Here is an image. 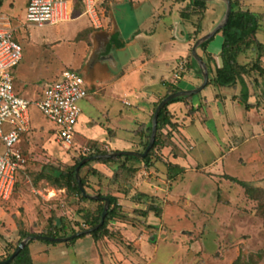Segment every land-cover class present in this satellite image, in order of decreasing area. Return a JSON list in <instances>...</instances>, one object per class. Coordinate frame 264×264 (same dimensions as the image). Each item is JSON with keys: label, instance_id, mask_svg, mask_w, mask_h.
Listing matches in <instances>:
<instances>
[{"label": "rangeland", "instance_id": "rangeland-1", "mask_svg": "<svg viewBox=\"0 0 264 264\" xmlns=\"http://www.w3.org/2000/svg\"><path fill=\"white\" fill-rule=\"evenodd\" d=\"M27 1L3 0L0 6V16L4 17L6 23L12 29L13 38H15V41L21 48V58L14 69L13 88L15 92L25 87L29 92V96L26 95V97L32 99L33 91L54 80L58 76L57 73L60 69L68 67L78 70L85 79V86H87L88 90L87 96L78 101L81 111L78 119L80 118L81 121L85 118L88 121H97V119L105 121L107 116L104 114V111H109L108 117L111 120L114 119L119 124L130 125L129 128H132L128 134L122 133V130H119V134L122 137L129 139L127 141L119 138V136L117 137L118 140L114 139L110 135L112 131H108L107 135L110 146L112 148L122 146L124 141H126L127 144L130 142L131 147L135 149L136 122L132 121L129 117L118 120L117 116L119 111L126 113L136 112V97L134 93L128 96L130 105H124L111 96L112 93L119 95L121 93L119 90L121 89H116L119 91L117 92L112 87L100 89L96 87L100 82L108 80L111 71H113L109 62L92 60L95 57L97 44L93 45L91 40L93 39V33L97 30H102L105 25V22L102 20V12L105 16H108L109 0H97L92 15L87 12L85 13V6L81 0H71L74 10L71 14V19L78 17L81 13H84L86 17L84 16L74 21H69L68 19L67 22L61 21L58 24L42 27H38L25 20L24 15ZM100 3L101 6L99 5ZM86 18L89 20L88 25L74 36L75 25H78ZM263 25L264 22L261 25V30ZM261 30L258 31L259 35L257 37L264 43V35ZM195 37L196 35L189 38L190 48ZM221 43L222 40L217 33L208 41L207 45L209 44L211 49L213 46L220 49ZM248 49L250 50L251 48ZM160 56H165L169 59V67L178 63V55L176 54L164 53L160 54ZM261 58L259 64L264 68V60ZM254 59L255 55L252 54L248 62L251 63ZM208 63L210 62L208 61ZM195 65H197L196 62ZM210 68L212 70V65H210ZM244 78L249 90L248 101L253 103L250 109L246 110L243 104L239 103L240 85L237 84L235 88H229L230 92H222L225 100L220 99L222 104H219V106L212 102L209 103L207 108L204 104L200 105V109L197 110L198 114L192 124H189L191 122L188 118H183L184 116L191 117L188 113L190 112L189 108L176 111L171 110L168 106L171 119L173 121L182 119L183 121L180 123L176 122L174 127L165 126L160 131L162 142L158 145L162 148L164 146L171 147V150L173 151L174 149L179 157L185 161L183 163H186L184 166L186 171L180 174L175 172L176 168H173L176 175H182V178L177 181V186L175 185V190H181L182 188V190L188 189L194 192L198 188H202L203 191H206L207 200L201 202L207 211L205 214L202 215L196 210L195 205L199 204L196 199H187L189 204L186 205V198L182 195L180 196L179 204L184 210L186 209L185 211L190 213L185 220L180 218L171 219L169 223L173 230L170 229L169 224H166L167 226L160 224L159 220L154 216L153 211L150 212L152 213V217H155L154 219L146 216L142 217V215L138 214H136V217L128 216L127 219H122L128 220L129 223L131 222L133 225L144 230L141 231L138 236L139 238L136 239L133 238L135 232L133 231L134 228H132V235L127 238L128 241H136L139 248L134 246L135 242L133 246L130 244V241L129 244L125 242L118 232L99 236L98 239H102L104 244L112 243L120 247V251L125 252V255L135 257L134 262H130L126 257L117 258L115 252L112 253V258H110L105 248L103 251H100L99 258L94 249V241L96 239L93 241L89 234L78 237L75 239L76 241L74 240L75 242H55L44 241L42 239L30 241L29 248L33 252L34 264H225V262L216 263L211 260V257H208V253L217 249L215 242L217 238L216 230L219 224L217 212L220 211L218 213L221 214L224 210L220 206H214L215 197L220 193V198H229L230 195L233 196L235 189H238V187L235 184L232 185V189L234 190H231L228 194L223 189L225 183L219 184L220 188L218 189L217 187L219 186L215 178H211L212 176L208 172H214L218 166L222 165L229 174L245 178L249 177L253 171L251 174L252 182L257 185L250 184L252 182H248V184L253 188H257V190L252 191L250 195L244 191V195L251 200L252 205L248 209L251 210L250 212L254 217V228L256 225L260 227V223L264 227V88L262 89L260 85L262 82L264 85V77L258 75L256 71H251ZM184 86L186 87V84L181 83L178 87ZM154 87L155 89H162L157 83ZM206 88H204L205 91L207 90ZM96 89L97 91L92 92ZM153 89L150 88V90ZM226 89L228 88L225 87L224 90L226 91ZM200 92L190 96V101L195 103ZM222 94L219 92L218 97H221ZM188 101L184 100L183 102ZM155 106L154 103L152 113ZM218 110L222 114H219ZM28 115V129L30 128V130L28 131V135L23 139L26 141L25 146L22 147L23 161L16 174L14 188L10 197L6 201L0 199V218L7 216L15 225L13 236L6 227L5 229L3 228V231L0 230V252H3L0 254V257L13 252L18 240L17 236H19L20 232L32 234L46 232L50 217L52 216L62 217L65 231L69 232L71 227L77 231L80 230L78 228L85 224L84 219L95 215L99 205L98 202L89 199L82 200L76 194H69L65 187H59L45 177H41L42 173H48L47 171L51 168L63 169L73 165L79 154L71 150H65L56 142L53 131H51L54 124L45 117L33 102L28 106ZM230 121L232 123L229 125V132H233L235 135V140L232 141L235 149L232 152L228 150V143L222 140V138L219 139L222 134L219 124L224 122L225 126ZM183 125L188 126L182 128L180 134L177 135L176 133L179 132L178 126L183 127ZM75 128H77V125ZM104 135L105 133L103 132L102 136ZM218 139L222 141L220 142ZM99 144L102 147V145L107 143L99 142ZM142 145L140 147L141 151L143 150ZM109 151H113V149ZM222 154L226 155V157L221 159L219 156ZM244 155L248 157L246 161H243ZM91 162L83 167L82 173H79V176H86L85 178L88 182L87 187H84L86 192L95 194L97 191L101 196H114L111 194V190L109 193L105 190L93 189L92 185L95 184V180L90 179V168H93ZM126 162L128 161L122 157V159L108 164L115 163L116 167L119 168L122 163ZM164 165L167 166L166 162ZM166 166L159 163L155 168H166ZM152 175L153 173L147 174L143 173V170H140V173L136 177V186L138 187V184L147 179L151 182L150 178ZM222 177L226 178V175ZM138 188L140 190H147L144 185H139ZM134 197L136 202L140 200L145 202L146 205H143L145 208L152 202V199H150L151 195L136 193ZM240 200H236L237 208H242ZM213 209H215L216 214H213ZM54 221L55 223L58 222V226H60L61 222L59 220L55 218L53 219V223ZM189 223L196 226L201 232L199 237L194 232H181ZM159 232H165L166 236L162 237ZM187 235H191V237L188 238ZM200 242L206 249H211L208 250L207 256L204 252L197 249ZM196 251H199V253ZM255 253L257 254L258 252L249 254V256L253 255L251 256V263L256 262L257 257ZM247 257L248 255L243 254L244 260Z\"/></svg>", "mask_w": 264, "mask_h": 264}, {"label": "crops", "instance_id": "crops-1", "mask_svg": "<svg viewBox=\"0 0 264 264\" xmlns=\"http://www.w3.org/2000/svg\"><path fill=\"white\" fill-rule=\"evenodd\" d=\"M108 3V16H105L102 12V20L105 22V25L103 26L102 30H97L93 33V39L91 40L93 45L95 43L97 44V50L94 54L95 57L92 60H102L109 62L113 68V71H111L108 80L100 82L96 87L97 89L112 87L115 88L114 91H117L116 89H121L119 90L121 91L119 95L112 93L111 96L115 97L121 103H123L124 99L127 100L128 104L123 103L124 105H130L128 96L134 93L136 97V112L132 111L130 113H126L119 111L117 116L118 120L127 119V117H129L132 119V121L136 122V147L133 149L130 145V142H128V144L126 142L129 139H125V137H122V135L119 134V130H122V133H130L132 130V128H129L130 125L122 123L119 124L116 120H111V118L108 117L109 111L106 110L104 111V114L107 116L105 121H101L100 119H97V121H88L87 118L81 121L79 118L80 120L78 119V122H76L77 124H75V126L77 125V128H75V137L80 142H106L109 145L108 146L105 144L108 148L107 152H109L110 149H113L114 151L126 149L141 151L140 147L145 139L147 127L149 124H151L152 108L154 103L157 102L159 98L164 96L167 86L172 85L178 87L181 83H184L186 84V87L184 86L178 88L191 89L201 83L202 77L198 71L199 67L192 62V57L190 55L189 38L190 36H195V30L199 31L195 39L211 30L222 17L225 4L222 0L205 1V8L203 11H199L196 8L193 9L192 7L190 15L183 18L180 15V12L186 5H189L190 0H109ZM99 5L101 6V3ZM238 7L243 10L248 9L262 16V19L259 21V27L255 33L256 39L261 42L257 36L259 35L258 31L261 30V25L264 22V0H238ZM84 16V13H81L74 19H71L70 17L69 21L78 20ZM64 21L67 22V20ZM88 23L89 20L86 18L78 25H75L74 36H76L80 30L86 27ZM261 31H263L262 34L264 35V25L262 26ZM218 34L220 35V33ZM113 39L115 41H113ZM261 43L264 44L263 42ZM253 51L252 49H248L244 52H241L238 55L237 60L240 63H246L250 61L252 54L255 55V52L253 53ZM197 52L199 56L202 57V59L206 62L209 71L208 76L211 78L214 74V67L221 64V59L219 57L220 49L215 48L214 46L211 49L208 44L206 45L205 51L197 48ZM164 53H173L178 55L177 64L182 65L181 69L176 67L178 66L176 63L169 67V59H167L165 56H160V54ZM261 59L264 60V57ZM207 60L210 63H208ZM210 65L213 67L212 70ZM60 70L58 71L57 75L59 74ZM156 83L162 87V89H155L154 86ZM260 85L263 89V82ZM206 87L207 90L205 91V89H203L200 92L195 103L192 101L175 102L169 105L170 109L176 111H181L188 108L191 109L188 113L192 119L188 116H184L183 118H188L191 122L189 124H192L198 114L197 110L200 109V105L204 104V106L207 108L209 103L212 102L219 106V104H222L220 99L225 100L223 96L224 94H222V92H230L229 88H232L226 86L228 89L225 91V87L223 86L221 87L209 84ZM150 88L154 89L150 90ZM97 89L92 92L97 91ZM41 91L42 87L36 88V90L33 91L32 99L29 100L37 99L40 96ZM219 92L222 94L221 97H218ZM15 93L28 99L26 95L29 96V92L25 87L17 90ZM249 102L252 103L251 101ZM218 113L222 114L219 110ZM174 121L180 123L183 120L176 119ZM84 123L85 125H83ZM230 123L232 122H228V124H225V126L224 122H221L220 124L218 123L220 130L222 131L219 139L222 138V140L226 141L229 145L228 150L232 152L235 149V146L232 144V141L235 140V135L233 132H229ZM188 125H183V127L178 126L179 132L176 134H180V130ZM29 130L30 128L28 131ZM28 131L21 134L17 144L18 149L22 154V147L25 146L26 142L23 139L28 135ZM51 131H53V128ZM108 131H112L110 135H112L114 139L118 140L117 137L119 136V138L126 140L124 141L123 145L125 143L126 144L124 146L122 145L112 148L108 141ZM103 132L105 133V137L102 136ZM219 139L218 141H220ZM171 149L172 148L168 146H164L163 148L161 146L155 147L154 153L151 154V159L148 163V166L144 165V162L139 159L130 158L127 160L128 162L125 163V166L132 170L130 172L128 171L129 173L123 168H117L115 163L108 164L92 161L91 166L96 171L94 174L90 175V179L95 180V184H93L92 187L94 190H105L107 192L111 190V194L114 195L113 197L115 198L117 211L132 217H136L137 213L134 212L135 210L137 211L145 209L143 205H146L142 200L136 202L134 197L136 196V193L154 196L156 201L155 203L158 204L161 209L160 216H154L159 220L160 224H169V227V222H171V219L174 220L180 218L185 220L188 218L187 216L190 212L185 211L186 209L184 210L179 204V199L182 195H184L186 198V205L189 204L188 200L193 198L196 199L199 203L195 205L196 210L202 215L205 214L207 211L204 209L201 202L207 200L206 191H203L202 188H198V190H195L194 192L188 189L182 190V188L181 190H175L177 181L182 178V175L179 176L176 175V173L180 174L186 171V168H184L186 163L184 164L183 162L185 161L179 157L178 153H176L174 149L173 151ZM156 156H158V158H156ZM224 157H226L224 154L219 156L221 159ZM243 157V161H246L248 158L245 155ZM165 162L167 166L164 165ZM159 163L163 166H166V168H155ZM19 168L17 169L16 174L18 173ZM173 168H176V173L173 171ZM140 170H143V173L147 174L153 173L150 178L151 182L147 179L138 184V187L139 185H144L147 190H140L136 186V177L137 174L140 173ZM116 172L118 177L114 178V174ZM208 173L212 176L211 178H215V181L219 186L217 187L218 189L220 188L221 183H225V186H223V184L222 186L228 194L231 190H234L232 189V185L235 184L238 187V189H235L233 196L230 195L229 198H220V193H218L215 197L214 206H220L222 207V210H224L221 214L218 213L220 211L217 212V220L219 219L218 228L216 230L217 238L215 240L217 249H214L208 253V257H211V260L215 261L216 263L225 262V264H231L239 255L243 256V254L248 255L253 252H259L263 254L259 259H256L255 264H264V227L260 223V227L256 225L254 228V217L250 212L251 210L248 209V207L251 208V200L245 197L242 186L227 178V176L235 178L237 176L229 174L222 167V165L218 166L214 172ZM251 174L249 177H237L236 179L239 178V180L250 183L252 182ZM223 175H226V178L222 177ZM126 183L129 185H126ZM250 184L254 186L257 185L253 182ZM237 195L238 197H236ZM237 199H241L240 202L242 208H237ZM212 211L214 214L215 209ZM151 214L152 213L149 211L146 217L154 219L155 217L153 218ZM137 217L140 218L141 216ZM5 227L13 236L15 229L14 223L7 216H2V218H0V230L3 231ZM107 227L112 232L120 233L121 238L124 239L125 242H128V244L131 242L130 244L133 246V243L135 242L134 246L139 248L136 241L132 242L129 240V242L127 238L132 235V228H134L133 231L135 232V236L133 238H139L138 236L141 231H144L142 228L133 225L131 222L129 223L128 220H122L119 218H113V220L108 223ZM170 229L173 230L172 227H170ZM181 232H194V234L198 237L201 233L196 228V226L190 223L187 224L185 229ZM159 233L162 237L166 236L165 232ZM17 237L19 238V236ZM187 237L190 238L191 235H187ZM94 243L95 253L99 258L100 251H103L105 248V251H107L110 258H112V253L115 252L117 258L126 257L130 262L135 261V257L125 255V252L120 251V247H117L112 243L107 242L108 244H104L102 239H97L94 241ZM29 244L28 251L32 259V263L34 264L33 252L29 248ZM197 249L204 252L206 256L208 250H211L206 249L204 245L201 244V242L199 243ZM199 251L196 252L199 253ZM1 253L3 252H0V254Z\"/></svg>", "mask_w": 264, "mask_h": 264}, {"label": "built area", "instance_id": "built-area-1", "mask_svg": "<svg viewBox=\"0 0 264 264\" xmlns=\"http://www.w3.org/2000/svg\"><path fill=\"white\" fill-rule=\"evenodd\" d=\"M85 13L92 15L97 0H81ZM73 12L71 0H28L24 18L36 26L52 25L68 20ZM21 58V48L13 31L0 16V199L10 197L16 171L23 161L18 141L29 127L28 106L33 102L51 121L54 139L65 150L79 155H93L99 143L80 142L75 137V124L80 114L78 101L87 96V86L78 70L63 68L58 76L44 84L40 96L29 100L13 89V69ZM182 65L177 66L181 69ZM177 76V74H176ZM128 104L127 100H123ZM108 151L106 145H102Z\"/></svg>", "mask_w": 264, "mask_h": 264}, {"label": "trees", "instance_id": "trees-1", "mask_svg": "<svg viewBox=\"0 0 264 264\" xmlns=\"http://www.w3.org/2000/svg\"><path fill=\"white\" fill-rule=\"evenodd\" d=\"M230 1H231V11L229 13L227 23L215 33V34L220 33L221 38H222V43H221L220 52H219L221 64L219 66L214 67V74L211 78H209L208 76V81L205 87L209 84H213L215 86H221V87L228 86V87L235 88L236 85L239 84L240 93H239L238 101L239 103L243 104L246 110H248L253 106V103H250L248 101L249 90H248V85H247V82L245 81L244 76L249 75L251 71H256L258 75L264 77V68L259 64L260 58L264 56V44L259 42L255 36L256 30L259 27V21L262 19V16L248 9L247 10L240 9L238 7V0H230ZM2 2L3 0H0V6L2 5ZM192 7L193 9L196 8L199 11H203L205 8V1L190 0L189 5H186L181 10L180 15L183 18L188 17L191 13L190 11ZM197 33H199V31L195 30L194 34L197 35ZM210 39L199 44L198 48L205 51L206 45ZM113 41L115 40L113 39ZM248 48H251L255 51V59L251 63L249 62L240 63L237 60L238 55L241 52H244ZM192 62L195 64V61L193 59H192ZM198 71L201 74L200 69H198ZM176 90H179V88L176 86L168 85L165 95L169 92L176 91ZM192 95L174 97L162 106L157 116V127H156L154 143L144 157L140 158V157H135V156L117 155V156H113L110 158H99V159L94 160V162H98V163L116 162L122 159L123 157L124 160H128L130 158L139 159L144 162V165L148 166L149 165L148 163L150 162L151 154L153 153L155 147L159 146L158 144L162 142L161 137H160L161 129L165 126H171V127L175 126L176 122L171 119V114L168 109V106L175 102H180L184 100L190 101V96ZM157 102H155V105L157 104ZM149 134H150V124L147 127V132L145 136L146 140L144 141L142 145V149H144L145 146L147 145ZM106 152H107L106 150H104L101 147L99 148L96 145L94 154L106 153ZM83 157H84L83 155H79L76 159V162L73 165L68 166L66 168H63V169L51 168L49 171H47L48 173H42L41 177H45L46 179L53 182L59 187H65L69 194L73 193V194H76L80 199L87 200V198H84L81 195L78 189L76 178H75V167L79 164V161ZM88 163L89 162H86L79 167L78 169L79 173H82L83 167L88 165ZM119 168H123L127 170V172L132 171L130 170V168H127L125 166V163H122L119 166ZM90 172L91 174H94L96 171L95 169L90 168ZM85 177H86L85 175H80V181L84 187H87L88 182ZM115 177H118L117 172L114 174V178ZM227 178H229L231 181H234L238 183L240 186H242L244 188L245 193L248 195H250L252 191L257 190V188H253L245 181H242V180L236 179L235 177H230V176L229 177L227 176ZM95 194L101 196L99 192H96ZM140 195H144V194L140 193ZM106 197L109 198V207L104 217L103 223L97 229L89 233L91 237L96 240L102 234L109 235L112 233V231H110L107 227L108 222H110V220H113V218L127 219L128 217L127 214L120 213L117 211V205L115 203V198L113 196L106 195ZM150 199H152V202L150 203V205H148L147 208L143 210H137V211L135 210L134 212H136L138 215H142V217H145L149 211H153L154 215L159 217L161 209L159 205L155 203L154 196H151ZM91 201H95L99 203L98 208L96 210V214L92 215L90 218L86 217L84 219V223H85L84 226H80L78 228L80 230L84 229L85 227H92L99 222L103 202L100 199L91 200ZM50 218L51 219L48 223V230L46 232H41L40 233L41 235L59 237V236H67L77 231L73 227H71V230H69V232L65 231L63 228L64 220L60 216L58 217L52 216ZM55 218L61 222L60 226H58V222H56L57 224L53 223V219ZM29 234H32V233L20 232L19 238L16 241L15 246L18 244L20 239H22L23 237ZM85 235H88V234H82L78 237H82ZM78 237L73 238L69 241H74ZM34 239H37V238H33L29 240L28 243L19 251V253L12 260L8 261L6 264H33L29 251H28V244L30 241ZM44 241H47V240H44ZM10 254L11 253L7 254L4 257H0V260L6 259ZM251 256L253 255L249 256L248 254V257L244 260L243 256L239 255L231 264H254L256 263V262H253V263L250 262V260H252ZM255 256L257 257V259H259L261 257V253L259 252L257 254L255 253Z\"/></svg>", "mask_w": 264, "mask_h": 264}, {"label": "water", "instance_id": "water-1", "mask_svg": "<svg viewBox=\"0 0 264 264\" xmlns=\"http://www.w3.org/2000/svg\"><path fill=\"white\" fill-rule=\"evenodd\" d=\"M203 1H209V0H203ZM222 1L225 4V9H224L223 15L220 18V20L214 25V27L211 30L197 37L192 43L191 48H190V55L192 59L196 62V64L198 65L201 71V77H202L201 83L198 86L191 88V89H185V90L179 89L176 91L169 92L157 102L153 110L152 116H151L150 134H149V138H148L147 145L145 146V148L142 151H135V150H115L114 151L113 150V151H109L106 153H96L93 155L84 156L79 161V164L75 167V178H76L78 189L81 195L84 198H87L89 200L100 199L103 202L99 222L92 227L78 230L67 236L55 237V236H47V235H41V234H29L23 237L22 239H20V241L14 248L13 252L6 259L0 260V264H6L8 261L12 260L19 253V251L28 243V241L33 238L47 240V241H55V242H67L82 234H89L91 231L97 229L99 226L102 225L104 217L109 207V198L106 196H99L97 194H90L86 192L84 186L82 185L80 181V176H79V171H78L79 167L86 162L94 161L99 158H110V157L117 156V155L135 156V157H140V158L144 157L154 143L156 127H157V116L162 106L174 97L192 95V94H196L200 92L201 90H203V88L205 87L208 81V68H207L206 62L199 56L197 52V48L199 44L213 37L215 33L227 23L228 16L231 11V1L230 0H222Z\"/></svg>", "mask_w": 264, "mask_h": 264}]
</instances>
